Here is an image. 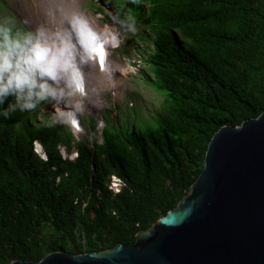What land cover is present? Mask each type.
Returning a JSON list of instances; mask_svg holds the SVG:
<instances>
[{"label":"trees","instance_id":"16d2710c","mask_svg":"<svg viewBox=\"0 0 264 264\" xmlns=\"http://www.w3.org/2000/svg\"><path fill=\"white\" fill-rule=\"evenodd\" d=\"M150 2L159 113L111 125L92 147L35 116L0 117V264L135 243L188 195L214 134L264 112V0H135L128 9L143 17ZM174 31L181 45L171 46ZM59 144L78 158L64 160Z\"/></svg>","mask_w":264,"mask_h":264},{"label":"clouds","instance_id":"9594fccd","mask_svg":"<svg viewBox=\"0 0 264 264\" xmlns=\"http://www.w3.org/2000/svg\"><path fill=\"white\" fill-rule=\"evenodd\" d=\"M59 2L58 10L53 6L49 10L53 23L49 21L35 28L12 13L0 12V117L10 119L20 112L26 116L31 114L27 116L30 118L37 117L40 123L48 121L47 127L64 126L71 132L75 146L84 142L83 138L90 133H102L104 137V132L113 124L109 115L102 112L106 105L99 114L89 109L88 97L92 91L102 90L112 80L122 78L124 94L134 74L160 94L151 83L158 82L155 60L161 45L154 26L147 21L151 2L145 5L146 12L140 17V11L128 9L135 0H98L97 8L93 7L96 4L92 0L88 4L89 12L98 13L111 24L89 16L79 6L77 9L81 12L77 10L69 17L68 2ZM101 4L109 7L108 13ZM0 8L5 10L6 6L0 5ZM56 16H60L59 21H55ZM175 35L178 40L171 46L184 42L179 31L170 36ZM108 59L115 67L109 72L99 70L98 65ZM123 94L115 96L106 90L99 94V100L106 104L105 95L119 99ZM132 108L125 110L134 114ZM91 118L92 126L88 127ZM34 146L37 155L48 161L42 144L35 141ZM58 150L64 160L75 161L79 155L75 147L68 153L67 147L59 144ZM60 181L57 178L58 184ZM109 186L119 193L123 182L113 176Z\"/></svg>","mask_w":264,"mask_h":264},{"label":"water","instance_id":"95a60500","mask_svg":"<svg viewBox=\"0 0 264 264\" xmlns=\"http://www.w3.org/2000/svg\"><path fill=\"white\" fill-rule=\"evenodd\" d=\"M12 264H264V112L214 134L188 195L135 243Z\"/></svg>","mask_w":264,"mask_h":264},{"label":"rangeland","instance_id":"374dc122","mask_svg":"<svg viewBox=\"0 0 264 264\" xmlns=\"http://www.w3.org/2000/svg\"><path fill=\"white\" fill-rule=\"evenodd\" d=\"M70 1L72 0L68 1L67 7H70ZM73 1L76 2V6H79V8L82 11H85L89 16L111 24L110 21H106L104 18H101L98 13L92 10V13L89 12L90 9L88 4H90L92 0ZM97 2L98 0H94V3L96 4L93 6L94 8L100 6V3ZM59 4V0H0V5L6 6L5 10H1L0 8V12L5 11L12 13L16 15L20 21L26 20L28 21V26L35 28L39 24L49 21L52 22L49 6L54 5V9L58 10ZM101 5L103 7V11L108 13L107 10L109 7L104 4ZM104 98L106 104L103 102L101 109L104 108L105 105L106 107L102 112L109 115L110 122L113 123L112 125H114L117 129H120L122 123L125 121H128L130 125H133L139 117L148 119L154 113H159L164 101L166 100L164 95L158 94L152 87L146 86L144 82L134 74H131V77L129 78V85L122 97L115 99L105 95ZM130 107H133L132 109H134V114L126 112L125 109H130ZM27 116H31V114H27ZM40 120H44V117H40ZM92 120L93 118L89 120L88 127L92 126V124H90L93 122ZM103 138L102 133L94 132L90 133L86 139H83L88 142L89 146H91L94 141L98 144H103ZM83 139H80V141ZM115 189L119 188L116 186ZM85 206L86 205H84V207ZM69 249L71 250L72 248L69 247ZM68 253L72 254L71 252Z\"/></svg>","mask_w":264,"mask_h":264},{"label":"bare ground","instance_id":"6f19581e","mask_svg":"<svg viewBox=\"0 0 264 264\" xmlns=\"http://www.w3.org/2000/svg\"><path fill=\"white\" fill-rule=\"evenodd\" d=\"M53 2V1H52ZM64 3H67L68 0H63ZM71 5L70 7H68V14L69 17L73 14V12L79 10L77 9L76 3L75 2H70ZM50 4V3H49ZM58 5V4H57ZM54 6V5H53ZM51 7V6H49ZM82 11V10H81ZM80 11V12H81ZM60 16H56L55 17V21H59ZM92 20V19H91ZM93 24H95V22L92 20ZM102 67V68H101ZM114 66V64L108 59L106 62L103 63V65L99 66L98 65V69H105L106 72H109L110 69H112ZM106 90H110L112 94H114L115 96H120L123 94L124 90H125V81L122 78L119 79H114L112 80V82L110 84H108L107 86H105L104 89L102 90H97V91H92L91 94L89 95V109L91 111H94L96 114H99L101 107L103 106V102L101 103L99 100V94L103 91ZM102 104V105H101ZM99 111V112H98Z\"/></svg>","mask_w":264,"mask_h":264}]
</instances>
